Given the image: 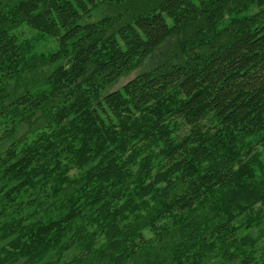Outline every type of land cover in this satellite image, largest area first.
<instances>
[{"label": "trees", "instance_id": "obj_1", "mask_svg": "<svg viewBox=\"0 0 264 264\" xmlns=\"http://www.w3.org/2000/svg\"><path fill=\"white\" fill-rule=\"evenodd\" d=\"M0 264H264V0H0Z\"/></svg>", "mask_w": 264, "mask_h": 264}, {"label": "rangeland", "instance_id": "obj_2", "mask_svg": "<svg viewBox=\"0 0 264 264\" xmlns=\"http://www.w3.org/2000/svg\"><path fill=\"white\" fill-rule=\"evenodd\" d=\"M21 34L24 37H28V38H32L37 35L35 32H33L32 30L28 28H22ZM36 47H38V50H49V49H54L56 47V43H54V41L51 38H45V39H41L40 42H38ZM135 75H136V72H134L133 74H131L130 76L126 78L121 79L115 86L119 87L123 85L125 82L130 80Z\"/></svg>", "mask_w": 264, "mask_h": 264}]
</instances>
